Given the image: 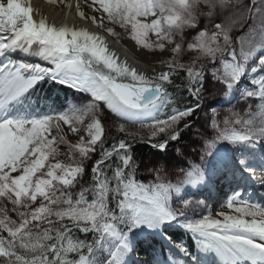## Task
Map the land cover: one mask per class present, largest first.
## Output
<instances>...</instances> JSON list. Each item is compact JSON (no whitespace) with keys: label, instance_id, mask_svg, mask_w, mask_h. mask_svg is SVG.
I'll return each instance as SVG.
<instances>
[{"label":"snow or ice","instance_id":"1","mask_svg":"<svg viewBox=\"0 0 264 264\" xmlns=\"http://www.w3.org/2000/svg\"><path fill=\"white\" fill-rule=\"evenodd\" d=\"M75 11L0 0V264H264V0Z\"/></svg>","mask_w":264,"mask_h":264},{"label":"bare ground","instance_id":"2","mask_svg":"<svg viewBox=\"0 0 264 264\" xmlns=\"http://www.w3.org/2000/svg\"><path fill=\"white\" fill-rule=\"evenodd\" d=\"M68 3H71L73 5L72 9H69L67 7H62V9H60L59 8L61 6L60 0H57V2L54 3H49L48 0H32L33 6L36 7L38 10H40L41 12H43L45 15H47L50 21H54L55 23L59 24L66 19L70 24L74 22L81 23L78 20L75 11L76 0H71ZM109 44L114 50L120 53L122 57H126L131 64L136 65L137 67H143L144 61L140 59L138 60V58L133 53L128 51L127 48L124 45H122L120 42H117L112 38H109ZM257 185L258 184H256L255 186ZM251 189H253L252 199L256 201L257 199H259L257 198V189L255 187L254 188L250 187L249 190ZM223 191L230 194V189L227 186L224 187ZM219 195L220 194L218 192L213 191L212 193L213 200L209 201L208 204L216 202V198ZM217 206L218 205H216L215 207Z\"/></svg>","mask_w":264,"mask_h":264},{"label":"trees","instance_id":"3","mask_svg":"<svg viewBox=\"0 0 264 264\" xmlns=\"http://www.w3.org/2000/svg\"><path fill=\"white\" fill-rule=\"evenodd\" d=\"M127 50L130 51L129 49H127ZM140 60H143V59H140ZM50 89H51V91H50ZM37 91H38V93L40 94L41 97H43L45 94H47L48 96L51 97V99H49L47 101L42 100L41 103H51L52 100H57L58 102H61V103L63 102L62 96L65 94V92L60 90L59 87H56V88L53 89L52 85L45 84V85H43L42 89L38 88ZM134 149H135V155L138 158V163L140 161H144L145 162L153 153L156 152V150L152 149L151 146L149 144H147V143L135 144L134 145ZM208 207H209V205H208ZM184 239L187 241L188 240V236L184 235ZM190 243L192 244V250L195 251L194 242H190Z\"/></svg>","mask_w":264,"mask_h":264},{"label":"rangeland","instance_id":"4","mask_svg":"<svg viewBox=\"0 0 264 264\" xmlns=\"http://www.w3.org/2000/svg\"><path fill=\"white\" fill-rule=\"evenodd\" d=\"M60 1H61V4H67L71 0H60ZM120 43L123 44L127 49H129L131 51V53H133L136 57L138 56L139 58L143 59L144 61L146 59H148V57H145L144 56V53L143 52H141L138 48H136L132 44V42L128 41L126 38L123 39L122 41H120ZM67 97L69 99H72V92H71V90L69 91ZM129 127L130 128H133V129L135 128V126H131V125ZM174 147L175 146H170V148H169L168 151L170 153L173 152L174 151ZM153 158H154V153L145 161V163H147L148 161L152 160ZM140 175L141 176L145 175V173L143 172V170H141ZM225 186H226V184H225ZM254 187L257 189V198H259L256 201L264 203V200H261V197H264V187H261L260 184H258L257 186H254ZM249 192L252 193V196H253V189L249 190ZM261 193H263V194H261Z\"/></svg>","mask_w":264,"mask_h":264}]
</instances>
